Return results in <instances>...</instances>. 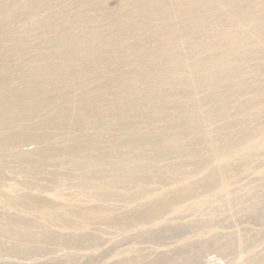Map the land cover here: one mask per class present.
<instances>
[{
  "label": "rangeland",
  "instance_id": "rangeland-1",
  "mask_svg": "<svg viewBox=\"0 0 264 264\" xmlns=\"http://www.w3.org/2000/svg\"><path fill=\"white\" fill-rule=\"evenodd\" d=\"M9 2L0 264H264V0Z\"/></svg>",
  "mask_w": 264,
  "mask_h": 264
},
{
  "label": "bare ground",
  "instance_id": "bare-ground-1",
  "mask_svg": "<svg viewBox=\"0 0 264 264\" xmlns=\"http://www.w3.org/2000/svg\"><path fill=\"white\" fill-rule=\"evenodd\" d=\"M12 1H14V0H12ZM155 1V0H154ZM160 3V2H159ZM204 3V2H203ZM18 4V2L15 4V6ZM150 5H151V2L149 3ZM209 4V3H208ZM9 5H10V2H9V0H4V1H1L0 2V12H4V11H7V9H8V7H9ZM205 5V4H204ZM201 6H203V5H201ZM205 6H207V4L205 5ZM205 6H203V7H205ZM152 9V8H151ZM13 16V14H11V13H7V15L5 16V18H4V20H10L11 19V17ZM6 20V21H7ZM1 23H3V22H1ZM0 23V24H1ZM5 24H7V22H4L3 24H1V25H5ZM0 32H2V31H0ZM1 42V41H0ZM4 42H6V41H4ZM92 45V44H91ZM12 49V48H11ZM97 50V49H96ZM105 55V54H104ZM104 59V58H103ZM90 60H91V58H90ZM100 62H101V60H100ZM98 64L96 63V64H93L92 66H97ZM89 68H91V64L88 66ZM87 67V68H88ZM69 68V67H68ZM77 69V68H76ZM90 70V69H89ZM5 78V77H4ZM6 81V80H5ZM7 94V93H6ZM14 94V93H13ZM12 95V94H11ZM7 96H8V94H7ZM3 97V96H2ZM6 108V107H5ZM18 108V107H17ZM93 108V107H92ZM89 109V108H88ZM20 110V109H19ZM70 146V145H69ZM68 147V146H67ZM69 148V147H68Z\"/></svg>",
  "mask_w": 264,
  "mask_h": 264
}]
</instances>
